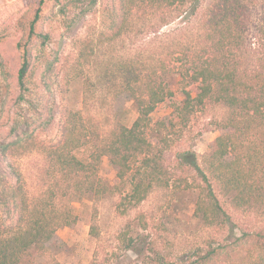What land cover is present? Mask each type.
<instances>
[{
	"label": "rangeland",
	"instance_id": "rangeland-1",
	"mask_svg": "<svg viewBox=\"0 0 264 264\" xmlns=\"http://www.w3.org/2000/svg\"><path fill=\"white\" fill-rule=\"evenodd\" d=\"M39 1L0 0V146L27 135L41 145L17 155H3L0 148V183L4 187L20 183L31 206L41 201L53 203L59 214L70 212L74 220L57 226L50 241L29 248L18 264H167L199 256H210L211 264H264V201L253 199L238 207L236 194L225 191L206 170L216 138L232 135L236 148L226 161L244 166L255 181H264V119L248 122L238 117L236 129H225L233 111L224 104L207 101L183 116L176 110V106H183L185 91L191 88L180 75L181 63L172 55L178 57L199 45L206 10L215 0H200L196 14L188 12L192 0L180 11L139 4L127 32L102 46L78 72L80 76L75 70L80 42L91 31H108L114 14L119 20L120 13L114 10L118 0H79L74 4L70 0H44L39 30L50 39L44 48H35L32 75L22 92L17 81L21 66L18 43L26 37L21 23L33 15ZM242 1L247 38L235 55L241 69L254 74L264 58L258 32L264 26V0ZM164 17L171 19L166 25ZM162 60L170 71L163 78L173 96L152 113L148 139L164 150V165L173 178L169 188H155L143 203L121 216L116 209L118 193L102 197L96 193L99 181L108 189L121 186L124 193L129 190L128 183L117 177L109 156L101 157L95 177L90 178L95 185L93 193L80 195L76 185L87 183L91 173L69 172L67 179L49 149L42 147L61 139L65 109L82 114L91 136L98 137L96 145L121 126H132L137 108L124 91L126 79L117 78L111 69L130 62L136 71L133 79L161 66ZM108 66L109 78L105 74ZM186 152L195 155L200 171H206L229 217L227 224L205 225L195 214L199 190L175 187V179L204 184L199 170L180 164ZM74 153L87 160L92 148ZM16 172L21 175L20 182ZM20 213L12 201H0V223L8 230L19 226ZM141 219L147 222L146 229ZM125 232L133 239L130 248L125 247Z\"/></svg>",
	"mask_w": 264,
	"mask_h": 264
},
{
	"label": "trees",
	"instance_id": "trees-1",
	"mask_svg": "<svg viewBox=\"0 0 264 264\" xmlns=\"http://www.w3.org/2000/svg\"><path fill=\"white\" fill-rule=\"evenodd\" d=\"M78 1L70 0L69 3L74 4ZM189 1L118 0L114 10L119 11V20L115 19L116 14H114L111 25L106 27L108 31H100L98 34L91 31L81 40L75 62L76 75L80 76L78 72H82L81 69L90 64L93 56L102 46L112 44L127 32L129 19L139 4H147L157 10L165 7L180 11ZM192 1L194 3L188 12L196 14L200 0ZM43 5L44 0H40L39 7L33 15L21 23L26 37L18 43L21 66L17 81L22 92L26 90L32 75L35 48H44L50 39L49 34L39 30ZM245 15L246 8L242 0H215L206 10L199 45L195 49L189 48L178 57L172 55V58L181 63L180 75L191 88L185 91L183 106H176L179 116L195 112L198 107L204 106L208 101L224 104L233 111V116L224 124L225 129H236L238 117L248 122L258 117L264 119V58L261 60L259 71L250 74L241 69L242 65L235 55L236 52L241 51L247 38ZM163 20L166 25L171 19L164 17ZM258 32L259 40L263 42L261 46H264V26ZM110 69L111 66L106 67L105 74L108 78ZM111 71L117 78L126 79L124 91L134 101L138 114L132 126H121L107 139L96 145L98 137L94 139L91 136V132L83 123L82 114L65 109L62 117L61 139L50 147L42 148L49 149L51 156L67 179L69 172L91 173L87 177V183L82 181L76 185L79 188L78 193L81 192L80 195L93 193L95 185L90 178L95 177L101 157L109 156L112 164L117 168V177L121 182L128 183L129 190L124 193L121 186L108 189L99 181L96 193L98 197L104 196L105 193H112V195L118 193L120 198L116 209L119 215L125 216L130 209L143 203L155 188L170 187L173 176L164 165V150L156 148L148 139V130L152 113L159 104L173 96V91L163 78L170 72L164 60L161 66L151 69L144 76L141 73L133 79L131 77L136 74V71L130 62H121ZM32 139L30 135H27L22 139L2 143L1 152L3 155H17L23 154L32 147L41 146ZM89 146L92 148V153L91 158L87 160L78 158L74 153ZM235 148L236 142L232 135L216 138L207 160L206 170L223 185L225 191L236 194L234 201L238 207L250 204L253 199L255 202L264 201V181H255L250 172H246L244 166L226 161V157ZM180 160L181 165H189L200 171L193 153H183ZM200 172L203 185H195L187 179H175L173 183L179 189L199 190L195 214L205 225H225L229 222V217L216 197L213 186L206 177V171ZM15 175L20 182V173L16 172ZM7 199L15 203L21 213L17 227L8 230L0 223V264H18L29 248L35 245L41 246L50 241L57 226L70 225L71 220H74L70 212L67 215L59 214L53 203L41 201L31 206L20 183L7 187L0 183V201H7ZM141 226L145 229L148 227L144 219H141ZM92 231L95 232L94 229ZM128 232L124 233L123 240L127 241L125 247L130 248L133 239L127 237ZM167 264L211 263L210 256H199L187 262Z\"/></svg>",
	"mask_w": 264,
	"mask_h": 264
}]
</instances>
